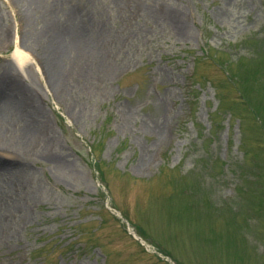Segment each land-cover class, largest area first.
Wrapping results in <instances>:
<instances>
[{"label": "rangeland", "instance_id": "374dc122", "mask_svg": "<svg viewBox=\"0 0 264 264\" xmlns=\"http://www.w3.org/2000/svg\"><path fill=\"white\" fill-rule=\"evenodd\" d=\"M88 2L68 33L98 40L64 50L58 89L44 12L29 40L26 3L0 0V70L19 43L38 112L28 141L2 128L23 164L3 176L0 264H264V0Z\"/></svg>", "mask_w": 264, "mask_h": 264}, {"label": "bare ground", "instance_id": "6f19581e", "mask_svg": "<svg viewBox=\"0 0 264 264\" xmlns=\"http://www.w3.org/2000/svg\"><path fill=\"white\" fill-rule=\"evenodd\" d=\"M66 1H71L72 5L68 7L66 5ZM56 2L58 3V5L62 6V9L64 11V15L62 17L59 15V13H56V6L54 5L56 4ZM24 3H26L27 7H25L24 9V14L26 15L25 25L27 26L28 23H31V25L29 26L28 36L33 35V19L37 17L38 13L44 12L42 17L43 21L40 18V20L42 21V28L35 33V37L38 42H44L46 44V59L49 62L47 63V65H44V68L49 80H51L56 88L62 89L63 86L66 85L68 74L71 72L69 71V68L70 70H72L73 68L63 64L64 50L68 47H75L76 43H80L81 40L85 41V43H83L88 48L94 45L98 40L97 35L95 38H93L92 36H86V38L80 39L75 35H69L68 33V31H71L68 26V21L70 18H74L75 20L79 19L80 22L84 24V27L87 26L89 20L87 14L89 15L90 12V4L88 0H56L51 5L53 7L48 8L49 5H47L46 0H13V5L15 6H20ZM34 6L37 7L34 8ZM40 7L46 9L41 10ZM63 18L66 19L67 24L61 25L60 21ZM184 23L185 21H183L182 19V27H184ZM44 37H49V44L46 43ZM27 38L29 40H32L33 36ZM63 40L71 43V45H66ZM12 59L18 62L16 66H19L20 68V66L23 67L24 63L29 62V59H31V57L29 54L21 50L20 44L18 43L15 51L12 54ZM16 66L15 64L6 65V67H2L0 70V155L4 156V159L0 161V176L2 177V179L4 178L3 176L6 173L7 175H12L8 174V172L13 171L14 174H17L18 172L14 170L18 169L23 164L21 155H19L18 153L10 155V150L14 149V147H12L10 143L11 138L8 139L3 134L6 133L2 131L4 124H7L11 120L14 121L15 119H19L24 125L20 130L14 132L13 135L14 137L17 135L16 138H19L23 140V142H25L31 139L32 135H34L35 133L34 128L35 122L37 120L35 114L38 113L37 110H34L33 105L29 104L30 100L27 99V96L26 98H24L23 96L25 95V93H29L31 82L27 77L23 78V81L18 80L16 79V77H14L13 73ZM77 68L79 76H85L86 63ZM40 70L42 71V69L39 67L38 71ZM23 83H25V85H23ZM10 92L14 93V95L10 96ZM20 96H22L23 99L22 105ZM15 97H20V99ZM3 151L9 153H4ZM3 182L5 183V185H0V192H4L10 184L7 178L3 179Z\"/></svg>", "mask_w": 264, "mask_h": 264}]
</instances>
